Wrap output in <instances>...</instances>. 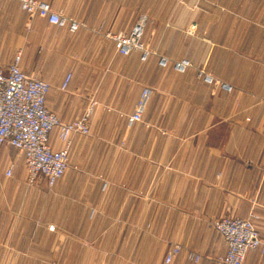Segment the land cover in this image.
Listing matches in <instances>:
<instances>
[{"label":"crops","instance_id":"1","mask_svg":"<svg viewBox=\"0 0 264 264\" xmlns=\"http://www.w3.org/2000/svg\"><path fill=\"white\" fill-rule=\"evenodd\" d=\"M45 1L81 25L70 31L0 0V69L20 51L23 71L50 83L45 105L62 122L95 105L51 188L44 177L26 183L23 154L0 147V264H166L173 244L168 264H219L226 243L213 221L250 213L264 239V0ZM141 15L155 52L144 61L106 37ZM159 56L192 67L176 72ZM145 86L141 120L129 126ZM49 139L60 147L57 129ZM243 264H264L260 249Z\"/></svg>","mask_w":264,"mask_h":264},{"label":"built area","instance_id":"2","mask_svg":"<svg viewBox=\"0 0 264 264\" xmlns=\"http://www.w3.org/2000/svg\"><path fill=\"white\" fill-rule=\"evenodd\" d=\"M17 1L21 10L44 18L50 24L67 26L70 31H75L81 25L80 21L54 11L45 0ZM145 20V15H141L127 33L106 32V37L112 40L116 53L127 55L132 51H139L142 61L151 53H155L141 40ZM158 63L163 67L170 65L176 72H183L192 67L187 58L169 61L167 57L159 56ZM196 73L211 85L225 91L233 89L232 84L214 77L202 68H198ZM70 77L71 74L67 73L59 85L61 90L66 89ZM50 86L48 81L23 71L20 65V51L14 54L7 67L0 69V147L7 144L23 154L27 183L33 184L39 177H44L49 188L68 167L72 136L89 134V117L95 105V102L91 101L82 115L62 122L45 105ZM150 94L149 87L141 89L133 112L127 116V125L141 120ZM54 129H57L60 142L57 149L52 148L49 141L50 133ZM5 175H11V166L6 169ZM256 218V214L250 213L247 218L221 216L213 221L214 228L226 243L225 253L217 257L219 264H243L247 252L254 249H260L264 257V239L255 227ZM48 228L54 230L53 225H48ZM180 248L179 244L171 245L164 253L163 262L170 263ZM186 256L195 262L200 257L192 251H188Z\"/></svg>","mask_w":264,"mask_h":264},{"label":"rangeland","instance_id":"3","mask_svg":"<svg viewBox=\"0 0 264 264\" xmlns=\"http://www.w3.org/2000/svg\"><path fill=\"white\" fill-rule=\"evenodd\" d=\"M6 177V176H5ZM25 182H26V175H25ZM27 183V182H26ZM29 184V183H28ZM33 184H35V183H33ZM29 185H32V184H29ZM48 225H53L54 226V230H50V231H52V232H56L57 231V226H55L53 223H48V224H46V228L49 230V228H48Z\"/></svg>","mask_w":264,"mask_h":264}]
</instances>
